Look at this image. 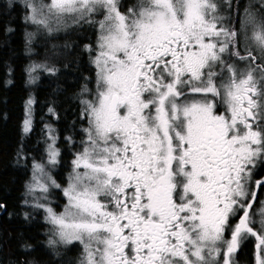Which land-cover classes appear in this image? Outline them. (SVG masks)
<instances>
[{
	"label": "flooded vegetation",
	"instance_id": "af4514ba",
	"mask_svg": "<svg viewBox=\"0 0 264 264\" xmlns=\"http://www.w3.org/2000/svg\"><path fill=\"white\" fill-rule=\"evenodd\" d=\"M143 1L118 0L131 13L144 5L140 53L131 64L117 61L116 67L128 69L110 85L95 67L96 76L76 87L68 122L56 103H37L39 84L59 78L32 84L21 122L35 146L27 157L57 183L48 192L62 195L93 143L90 111L110 90V120L94 156V259L108 254L110 264H264V41L259 45L256 37V49L240 36L246 12L264 16V0H222L221 20L213 0ZM195 8L201 17L185 23ZM23 169L28 178L29 167ZM38 213L48 264H59L79 245L65 241ZM80 251L73 250L72 264Z\"/></svg>",
	"mask_w": 264,
	"mask_h": 264
},
{
	"label": "rangeland",
	"instance_id": "374dc122",
	"mask_svg": "<svg viewBox=\"0 0 264 264\" xmlns=\"http://www.w3.org/2000/svg\"><path fill=\"white\" fill-rule=\"evenodd\" d=\"M7 1L9 5L17 3L26 9L25 22L29 42L35 44H37L36 41L40 42L43 55L48 54L47 44L51 38L67 35L72 27L76 30H83L89 23L90 27H93L97 33V41L91 47L93 51L92 62L97 68L100 79L109 85L115 81L117 76H123V73L128 69L127 66L123 68L122 64L116 67L117 61L120 63L129 61L131 64L133 58L140 53L144 43L143 34L147 26L146 19H144L145 8L143 4L136 6L131 13L125 11L118 0ZM213 1L218 3L215 15L217 19L221 20V11L225 9L224 2L222 0ZM142 2L144 1L139 0L135 4ZM182 7L190 9L196 6L183 4ZM189 12L192 13L185 20V23H190L202 15V11L197 8L189 10ZM240 36L245 44L249 43L256 49L255 38L259 37V45H262L264 41V16L246 12L240 26ZM29 51L30 54L36 52L34 48H30ZM260 53L264 62V47L261 48ZM51 73L53 70H46L43 65L36 64L34 61H31L28 68L31 84L36 83L35 81L37 78H41V75ZM109 94L110 90H106L104 95L100 97L99 108L90 111L89 136L93 143L86 145L85 156L71 170L73 177L70 178L68 187L62 195L48 192V189L56 191L58 185L52 179L46 178V176L51 175L42 171L44 170L42 163L32 166L31 160L27 156H24L22 160L24 168L29 167L30 169L26 182L28 190L25 191V206L40 211L48 224L57 226L65 241H69L70 244L77 243L80 246L81 253L76 259V264H110L108 254L100 257L99 260H95L91 248L92 243L97 242L91 232L97 221L99 211L97 191L95 190L97 164L94 156L97 150L96 140L105 133L110 120L105 109V100ZM50 143L51 140L48 138L46 145ZM44 162H47V158ZM261 249L264 251V244ZM205 250L206 246L197 251L205 252ZM173 264L181 263L176 261Z\"/></svg>",
	"mask_w": 264,
	"mask_h": 264
},
{
	"label": "trees",
	"instance_id": "16d2710c",
	"mask_svg": "<svg viewBox=\"0 0 264 264\" xmlns=\"http://www.w3.org/2000/svg\"><path fill=\"white\" fill-rule=\"evenodd\" d=\"M7 2L0 0V264H48L45 240L41 241L43 220L38 211L25 206L27 173L22 160L35 152L34 142L24 136L21 126L23 103L33 92L28 68L34 61L53 70L41 78H59L39 84L37 103H56L61 118L68 122L76 87L96 76L93 51L88 46L95 44L97 33L89 23L83 30L72 27L67 35L51 38L48 54L43 55L40 42H29L26 9ZM30 48L36 52L30 54ZM75 247L59 264H72Z\"/></svg>",
	"mask_w": 264,
	"mask_h": 264
}]
</instances>
